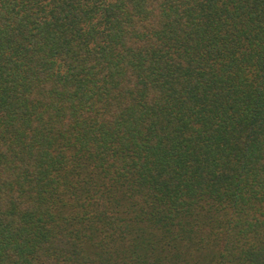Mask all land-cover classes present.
I'll return each mask as SVG.
<instances>
[{
  "label": "trees",
  "instance_id": "obj_1",
  "mask_svg": "<svg viewBox=\"0 0 264 264\" xmlns=\"http://www.w3.org/2000/svg\"><path fill=\"white\" fill-rule=\"evenodd\" d=\"M0 264H264V0H0Z\"/></svg>",
  "mask_w": 264,
  "mask_h": 264
}]
</instances>
